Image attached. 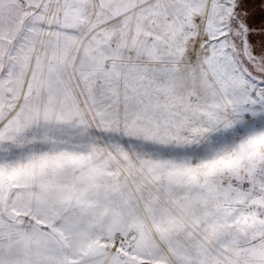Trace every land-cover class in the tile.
<instances>
[{
  "label": "snow or ice",
  "instance_id": "6c2138e0",
  "mask_svg": "<svg viewBox=\"0 0 264 264\" xmlns=\"http://www.w3.org/2000/svg\"><path fill=\"white\" fill-rule=\"evenodd\" d=\"M0 264H264V0H0Z\"/></svg>",
  "mask_w": 264,
  "mask_h": 264
}]
</instances>
